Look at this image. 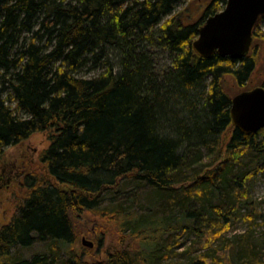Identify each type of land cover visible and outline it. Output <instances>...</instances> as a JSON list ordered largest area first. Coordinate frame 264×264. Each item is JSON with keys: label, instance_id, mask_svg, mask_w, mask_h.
I'll return each mask as SVG.
<instances>
[{"label": "trees", "instance_id": "trees-1", "mask_svg": "<svg viewBox=\"0 0 264 264\" xmlns=\"http://www.w3.org/2000/svg\"><path fill=\"white\" fill-rule=\"evenodd\" d=\"M226 4L0 0V158L48 133L41 161L52 178L28 185L0 232V264H161L173 253L159 239L174 236L176 245L186 233L195 237L189 264H262L264 239L224 235L234 221L253 225L260 216L249 184L264 172V129L243 135L230 110L237 94L264 88V75L255 81L264 21L242 60L193 49ZM127 182L149 188L158 209L140 213L137 191L104 207ZM80 211L113 227L103 259L70 249ZM36 241L52 250L12 257Z\"/></svg>", "mask_w": 264, "mask_h": 264}, {"label": "rangeland", "instance_id": "rangeland-1", "mask_svg": "<svg viewBox=\"0 0 264 264\" xmlns=\"http://www.w3.org/2000/svg\"><path fill=\"white\" fill-rule=\"evenodd\" d=\"M187 6L189 9L191 8V5H189V1H187L186 5L183 8H180V10L184 9ZM197 8V6L192 7L191 10L193 14L198 13ZM259 60L260 62L263 61L264 63V58L262 60V58L260 57ZM263 75L264 64L259 67V72H257L256 74L257 77L255 78V81L261 80ZM49 143L48 133H39L33 135L31 138L25 141L24 144H26L31 149H36L38 151V154H41L48 149L50 145ZM41 167L37 169V172L41 170ZM40 176H42V178L44 179L46 178V175L43 174V171L40 173ZM136 191L139 198L138 210L140 213L158 209L161 204V199L156 197V195H154L149 188L137 185L135 183L133 184L132 182H127L123 187L122 193H119L118 196L106 195L101 200V203L104 207H106L111 201L117 200L119 202L120 198H122L123 196L129 197L130 194H132L133 192L136 193ZM249 195L252 199V202L255 204V208L257 209V212L260 216L256 217L253 225L246 223L245 221H234L230 231L224 235L227 240L240 239L242 236L247 234H250L252 240L264 239V172L258 174L254 178V180L250 182ZM15 209L16 208L14 207L12 211H10L9 216L7 217L8 220ZM72 221L76 233L77 242L70 249H74L80 255L86 256V254H89L97 257L98 259H103L108 251L107 248L112 241V234L109 231H112L113 227L105 226L98 217H95L93 214H89L88 212L83 211L73 212ZM169 237L170 236L165 235L164 237L159 239L160 243L164 242L166 246L169 245V247L166 249H168L170 253H173V255L163 260L161 264H189L188 256L185 253L188 247L191 245L192 241L195 240V237L188 233L184 234L183 236H177L178 239L176 245L174 241H169ZM170 238H174V236ZM83 242H85L86 245H84ZM90 244L92 245V247L88 246ZM49 247H51V244L46 242H37L29 249L17 247L15 250H13L12 257L21 260H30L38 255H46L48 253V250H52V247L48 249ZM262 247L259 250V253L262 257L261 263L264 264V246ZM164 252H166L165 248ZM246 261L247 260H244L241 264H247Z\"/></svg>", "mask_w": 264, "mask_h": 264}, {"label": "water", "instance_id": "water-1", "mask_svg": "<svg viewBox=\"0 0 264 264\" xmlns=\"http://www.w3.org/2000/svg\"><path fill=\"white\" fill-rule=\"evenodd\" d=\"M263 21L264 0H227L225 9L209 18L199 30L193 49L204 59L216 54L221 58L242 60L250 53L253 35ZM231 118L233 127L245 136L263 130L264 88L235 96Z\"/></svg>", "mask_w": 264, "mask_h": 264}, {"label": "flooded vegetation", "instance_id": "flooded-vegetation-1", "mask_svg": "<svg viewBox=\"0 0 264 264\" xmlns=\"http://www.w3.org/2000/svg\"><path fill=\"white\" fill-rule=\"evenodd\" d=\"M24 143L9 148L8 152L5 151L0 158V232L10 225L19 208L24 204L21 199L29 196V182L36 183L38 180L46 183L48 181L46 167L41 161L44 152L38 154L36 149H31ZM39 167L41 170L37 172ZM42 171L46 175L45 179L42 176L36 177ZM14 207L16 209L8 220L7 217ZM37 242L40 241L35 243Z\"/></svg>", "mask_w": 264, "mask_h": 264}, {"label": "bare ground", "instance_id": "bare-ground-1", "mask_svg": "<svg viewBox=\"0 0 264 264\" xmlns=\"http://www.w3.org/2000/svg\"><path fill=\"white\" fill-rule=\"evenodd\" d=\"M224 9H225V8H224ZM221 12H222V11H221ZM206 21H207V20H206ZM262 23H263V22H262ZM204 24H205V23H204ZM260 26H261V25H260ZM201 28H202V27H201ZM201 28H200V29H201ZM258 28H259V27H258ZM253 36H254V35H253ZM198 37H199V36H198ZM197 39H198V38H197ZM252 45H253V44H252ZM251 48H252V47H251ZM250 51H251V50H250ZM231 108H232V106H231ZM230 115H231V110H230ZM231 120H232V118H231ZM7 150H8V149H7ZM7 150H6V151H7ZM44 167H46L45 164H44ZM36 177L40 178V175H38V176H36ZM47 180H48V181H49V180H52V178H51L50 176H48V177H47ZM31 183H32V181L29 182V184H31ZM27 198H28V197H27ZM27 198H25V199L22 198L21 200L24 201V203H25V202L27 201ZM58 260H62V259H58Z\"/></svg>", "mask_w": 264, "mask_h": 264}]
</instances>
